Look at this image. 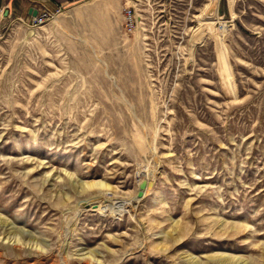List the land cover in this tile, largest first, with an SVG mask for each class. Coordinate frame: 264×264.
I'll list each match as a JSON object with an SVG mask.
<instances>
[{
	"label": "rangeland",
	"instance_id": "rangeland-1",
	"mask_svg": "<svg viewBox=\"0 0 264 264\" xmlns=\"http://www.w3.org/2000/svg\"><path fill=\"white\" fill-rule=\"evenodd\" d=\"M0 264H264V0L0 24Z\"/></svg>",
	"mask_w": 264,
	"mask_h": 264
},
{
	"label": "crops",
	"instance_id": "crops-1",
	"mask_svg": "<svg viewBox=\"0 0 264 264\" xmlns=\"http://www.w3.org/2000/svg\"><path fill=\"white\" fill-rule=\"evenodd\" d=\"M79 1L82 0H0V24L8 20L31 21L43 8L53 11Z\"/></svg>",
	"mask_w": 264,
	"mask_h": 264
},
{
	"label": "built area",
	"instance_id": "built-area-1",
	"mask_svg": "<svg viewBox=\"0 0 264 264\" xmlns=\"http://www.w3.org/2000/svg\"><path fill=\"white\" fill-rule=\"evenodd\" d=\"M61 12H62L61 7H57L53 11L43 8L42 10L37 12V14L31 19L30 23L33 27L41 26L45 22L59 16ZM124 17H125L126 31H132L134 28V21H135L133 11L130 8L125 9Z\"/></svg>",
	"mask_w": 264,
	"mask_h": 264
},
{
	"label": "water",
	"instance_id": "water-1",
	"mask_svg": "<svg viewBox=\"0 0 264 264\" xmlns=\"http://www.w3.org/2000/svg\"><path fill=\"white\" fill-rule=\"evenodd\" d=\"M37 13H35L36 15ZM148 182L147 180L143 179L140 183H139V187H138V191H137V194H136V198L138 200L142 199L144 197V190L147 186ZM151 184V182H150Z\"/></svg>",
	"mask_w": 264,
	"mask_h": 264
}]
</instances>
